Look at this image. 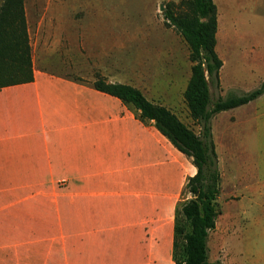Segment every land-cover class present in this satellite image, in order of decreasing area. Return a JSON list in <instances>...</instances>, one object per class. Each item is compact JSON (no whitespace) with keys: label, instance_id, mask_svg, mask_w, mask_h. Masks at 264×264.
<instances>
[{"label":"crops","instance_id":"1","mask_svg":"<svg viewBox=\"0 0 264 264\" xmlns=\"http://www.w3.org/2000/svg\"><path fill=\"white\" fill-rule=\"evenodd\" d=\"M66 2L24 0L33 81L0 89V264H176L177 211L197 168L154 122L96 90L95 75L78 73L91 56L104 68V51L84 50L91 33L111 29L99 23L115 27L121 17L90 14L82 0L78 24L68 20ZM214 2L221 71L237 51L244 68L264 70V42L256 37L227 31L221 44L222 9ZM109 70L100 75L107 83L145 95L121 76L118 61Z\"/></svg>","mask_w":264,"mask_h":264},{"label":"rangeland","instance_id":"2","mask_svg":"<svg viewBox=\"0 0 264 264\" xmlns=\"http://www.w3.org/2000/svg\"><path fill=\"white\" fill-rule=\"evenodd\" d=\"M81 1L67 0L69 5L65 7L68 20L78 24L84 15ZM83 1L92 5L89 6L90 14L120 15L121 21L115 27L112 22L99 23L109 25L111 31L91 33L92 42L84 50L89 55H100L104 51V68L100 63L94 65L91 56L90 67L84 66L78 73L86 79L94 75L99 77L109 74L112 62L118 61L122 77L140 88L148 98L169 107L182 123L201 137L202 128L192 120L184 100L191 78L189 47L174 28L167 26L163 16L169 3L180 0ZM219 4L222 45L226 42L227 31L234 30L247 32L264 42V0H219ZM93 24L97 23L88 22L90 26ZM100 40L102 44L97 42ZM221 47L219 54L225 61ZM232 47L233 50L234 45ZM235 54L231 53L228 65L225 62L224 72L221 71L223 84L210 87L213 102L232 95L244 96L257 89L263 79L264 70L249 71L243 67L248 64L242 65L236 60L240 55ZM227 67L237 84L227 81ZM211 126L220 179L212 186L219 190V217L215 230L209 233V258L222 264H264V96L247 106L216 115ZM189 160L196 168L193 159ZM192 198L185 190L181 206Z\"/></svg>","mask_w":264,"mask_h":264},{"label":"trees","instance_id":"3","mask_svg":"<svg viewBox=\"0 0 264 264\" xmlns=\"http://www.w3.org/2000/svg\"><path fill=\"white\" fill-rule=\"evenodd\" d=\"M165 13L167 26L174 28L189 47L191 78L184 100L192 120L202 128L201 137L172 111L150 102L133 86L107 83L99 76L94 87L134 107L140 112L142 121L154 122L155 127L180 152L193 159L197 174L189 179L186 186L193 198L177 211L174 259L176 264H222L210 260L208 249L209 233L215 230L219 217V190L212 186L220 179L211 124L216 115L246 106L262 97L264 81L244 96L232 95L213 102L210 87L221 86L220 71L223 67L217 53V5L214 0H180L169 3ZM32 81V49L24 0H0V89Z\"/></svg>","mask_w":264,"mask_h":264},{"label":"water","instance_id":"4","mask_svg":"<svg viewBox=\"0 0 264 264\" xmlns=\"http://www.w3.org/2000/svg\"><path fill=\"white\" fill-rule=\"evenodd\" d=\"M160 9H161L162 12H164L165 8H164L163 5H161ZM163 16H164V20L167 21V17H166V13L165 12L163 13Z\"/></svg>","mask_w":264,"mask_h":264}]
</instances>
